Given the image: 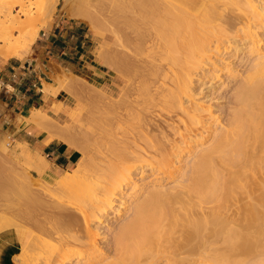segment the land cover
<instances>
[{"label":"bare ground","instance_id":"1","mask_svg":"<svg viewBox=\"0 0 264 264\" xmlns=\"http://www.w3.org/2000/svg\"><path fill=\"white\" fill-rule=\"evenodd\" d=\"M58 1L55 0V4ZM228 1L231 6L236 4L234 7L238 10L242 6L246 10L238 11H243L242 16L251 14L255 21L260 22L259 27H264V4L258 5L253 0ZM100 2L101 6L90 7V10L93 7L92 11L97 13L93 17L91 12L89 16L87 9L86 13L72 11L67 1L62 7L66 16L87 23L93 31L104 33L106 37H114V42H119V48L125 49L122 56L118 51L120 55L114 63L110 62L107 50H102L100 60L105 67L119 73L114 85H102V96L108 97V101L112 98L110 102L116 101V105L125 113L112 114L110 111L112 115L103 118V124L100 125L103 130L99 129L102 130V137L97 147L100 155L104 156L98 157L100 161L96 162L95 159V166L87 164L90 174L93 171L99 174H91L92 177L88 178L87 173L89 192L82 204L79 203L81 207H56L40 218L37 216V208L33 209L35 203L29 192L23 193L28 203L24 201V204L16 207L15 202L20 200L18 197L14 205L11 201L5 204L8 216L4 220L0 219V231L15 228L22 241L20 252L14 255L15 264H69L74 258L78 259H75V264H157L162 257L172 264H197L196 257L202 249V254H206L210 264H249L243 260L251 255L254 257L253 254L258 255L264 249V52L260 53L257 47L249 48L248 51L255 58L244 78L235 84L237 86L234 89V86L231 87L234 91L226 99L231 104H227L231 109L226 110L227 119L223 124L218 123L216 130L210 133V142L206 147L193 152L184 168L173 172L175 158L183 153L175 137L182 138L181 143H187L188 138L194 142L196 137L201 140L205 138L207 130H204L202 113L208 109L203 105L185 106V103L186 99L192 97L193 75L196 69H200L202 60L207 59L204 57L211 50L212 38L214 40L218 37L220 41L221 34L227 37L231 31H236L237 20L236 26L233 25L230 30L223 23L226 22L224 17L233 8L223 17L226 7H230L224 0H221V4L220 0H205L202 9L200 5L194 9L189 4L175 0ZM218 4L225 9L219 8ZM48 10L52 12L54 8L51 7L50 11L49 6ZM234 11L237 10L231 13ZM218 14H221V19ZM214 16H217L218 21L222 20L225 27L215 29L212 26ZM230 17L225 18L227 24ZM251 18H248L249 25ZM250 26H243L239 32L246 31L247 37H252L254 32ZM13 27L20 29L22 40L8 45L3 63L11 58H26L38 38L39 30L28 32L19 19L14 20ZM143 29H147L149 38L151 33L148 30H153L151 37L155 36V39L159 35L157 41L162 40L168 51L164 50L165 46H160L163 54H158L165 59L164 52L167 51L171 64L160 62L164 59L159 55L157 57L161 59L157 60L160 62L158 64L156 57L145 65L141 59L138 61L137 54L142 53V46L137 38L127 35V30L144 37ZM11 31L6 30L7 36L1 40L8 43ZM217 33L221 36H216ZM149 38H146V42L151 46ZM258 42L252 40L254 45ZM104 43L107 44L106 41ZM156 44L159 46L160 43ZM157 46L153 45L151 52ZM219 48L221 46L217 45L216 49ZM155 51L156 55L158 49ZM161 63H166L163 66L165 68ZM123 83V86H128L127 89L122 86ZM48 88L46 85L44 90ZM125 95L133 96V99L127 100ZM111 105L106 106L108 113ZM113 105L110 108L113 109ZM113 112L116 111L113 109ZM31 114L29 121L48 131L57 134L61 132L62 135L68 129L67 126L55 124L50 113L43 110L35 109ZM67 132L69 130L61 136L63 141L73 149L86 152L85 144L82 143L83 148L79 140L72 139L74 134L70 136ZM83 165L86 169V164ZM40 167L38 164L34 168L45 172V168ZM78 169L74 171L77 173L81 168ZM12 173L10 177L0 175V191L8 193L6 199L13 196L11 194L9 197L10 193H16V196L19 192L13 182L17 181L15 174L18 172ZM148 176L150 179L146 180ZM168 182L175 183L167 187ZM9 210L22 215V218L27 217L25 221L28 218L32 220L39 234L38 231L36 234L28 233L22 228L23 220L9 214ZM112 211L118 214L120 220L117 225H111V232L107 233L109 230L102 231L101 225L109 220ZM92 222L94 230L90 228ZM100 237L106 243L104 249L100 247Z\"/></svg>","mask_w":264,"mask_h":264},{"label":"rangeland","instance_id":"2","mask_svg":"<svg viewBox=\"0 0 264 264\" xmlns=\"http://www.w3.org/2000/svg\"><path fill=\"white\" fill-rule=\"evenodd\" d=\"M66 1H67L68 5L72 11H74L76 13H86V11L88 10L89 14L91 12L92 17H93V15L94 16L97 15V13L95 11H92V8L96 5L98 7H99V5L101 6L100 0H99V3L97 2V0H66ZM66 1L64 0V2H63V0H59L58 3L55 4V0H0V47L2 46L0 48V64H3V61L6 58L8 45L17 44L18 41L22 40L20 29L13 27V22L15 19H19L21 21V23H23L26 26V30L28 32L33 31L34 29H36V30L38 29L39 30L38 38L42 32L44 33V32L51 31L52 33H54L56 31V29L61 30L60 24L62 25L64 20H70L68 22H72V24H74V26H77L79 29L80 28L82 29L85 27V28H89L90 30H92L87 23H85L81 20L73 19V18L66 16L67 14L64 12L63 7H62V5L66 4ZM253 1H255V3H257L258 5L260 4L261 6H263V4H264V0H253ZM53 2H54V4H53ZM198 2H199L201 9L206 4L205 0H198ZM227 2H228V4H230L229 3L230 1L227 0ZM227 2L224 0V3H226V5H228ZM221 3L222 2L220 0V4ZM235 5L236 4H234V6ZM49 6H50V11H51V7H52V9L54 8V11L48 12ZM91 6H93V7L90 10ZM217 6H219V8L221 7L219 4ZM224 6H225V4H224ZM229 6H230L229 8H228V6L226 7L227 9H226L225 13H224V10L222 11V13H224L223 17L227 14V12L230 8H233V9H231V11L234 9H236L237 11H234L235 13H233V12L231 13V11H230V12H228V15H226V16L227 17L231 16L230 17L231 19L232 18H236V19L231 20L228 18V21H230V22L227 24V19H225L227 17L225 16L223 20H226V22H223V23H226V26L228 27L229 30L231 27H233V25H234V27L237 25V27H235L236 31H235V29H233L235 32L233 31L234 33H232V31H231V34L230 33L227 34V37L224 34H221L222 36L219 33L215 34L216 36H218V35L221 36L220 37L221 42L218 41L219 40L218 37L216 38L215 36H213L215 38H214V40L212 38L213 42L211 41L212 43L210 45L211 50L209 52H207L209 55L207 54L208 56L205 55V57H204L207 59L202 60L203 62H202V65L200 63V65H201L200 69H196L195 74L193 75L192 97L190 99L189 98L186 99V103H185V106L186 105L191 106V104L194 107L203 105L204 107H206L208 109L206 112L202 113L203 119L205 121L204 130H207V132L205 133L206 135L204 134L205 138H203V140H201V138L196 137L197 139L194 138L196 140V142L191 140V138H188L187 143H181L182 138L175 137L178 141L177 143H179L178 145L183 148V150L181 148L183 153L178 158H175L174 165L172 168L173 172H178L180 169L184 168V166L186 165V160L191 159L190 157L192 156L193 152H195L196 150L199 151V149L206 147L210 142V140L208 138L210 133L212 131L216 130L218 123L223 124L225 122V119H227L228 111H226V110L230 109L229 106L231 104L229 105V102L227 103L226 99L231 96L232 91H234L233 89L237 86L235 84H238L244 78V76L247 74V72H248L247 70L249 67H251L252 60L255 58L248 51L249 48L257 47V48H260V53L264 52V27H259V26H261L260 22H258L257 20L255 21L251 14H249V16L247 14L242 16L241 13L243 14V11H246V10L242 9L241 4H240L241 7H239V9L241 8L243 10L241 13L238 12L241 9L238 10V8H235L233 5L231 6V4ZM237 6H239V5H237ZM96 7H95V10H96ZM222 9H225V8H222ZM99 10H98V12H99ZM23 11L26 12L27 14H24ZM218 11H220V10H218ZM95 13H96V15H95ZM238 13L240 14V16ZM91 14L89 16H91ZM106 14L108 17L107 12H106ZM221 14L217 15V16H220V17H218L220 19H221ZM110 15H109V17H110ZM237 15H238V17H237ZM217 16H214L212 26L215 29H220L222 27H225V24L223 25V23H221L222 20H221V22L218 21ZM244 16H245V18H242ZM246 17H248V18L252 17L250 20L251 26L248 24L249 21H248V18H246ZM237 18H239L240 21H238ZM233 20H234V22H235V20H237L236 21L237 24H236V22L232 23ZM46 21H47V23H46ZM112 22H113V20H112ZM242 22H244V24ZM64 24H66V22ZM243 26L244 27L250 26L251 30L254 32V35L249 38L246 35V31H244V33L239 32L240 30L242 31ZM6 30H8V31L12 30L10 32V34H8V35H10V41L8 43H5L3 40H1L3 37L7 36ZM152 32H153V30H152ZM152 32H150V30H148V33H151L150 38H149V36H147V29H145V31L143 29V33H145L144 37H141V35L135 31L130 32V30H127V35L130 34L131 38H134V39L137 38L138 39L137 42H139V44H141V46H142V53L137 54V59H138V61L141 59V62L144 65H145V63H148L149 60H151L152 58H155V57L157 58V59L155 58L156 63L158 62L157 61L158 59L163 58V56L160 55V54H163V53H161V50H163V48H161L160 46L164 47L165 43L162 40L157 41V39L159 38L158 34H157L156 39H155V36L151 37V36H153ZM101 34H102L100 36L101 40L99 41L98 49L96 51L97 54L100 53L99 54V56H100L99 60H101V58H102V56H101L102 50L103 51L107 50V55L109 57L110 62L114 63L118 60L117 58L119 57V55L121 53L122 54L125 53V52H122L123 50L125 51V49L122 50L121 47L119 48V46H118L119 42H118V44L116 42H114V37L107 36L109 38V39H107L106 34H104V33H101ZM154 35H155V33H154ZM146 38H149V41L151 39V41H152L151 46L152 47L148 44L149 42L148 43L146 42ZM152 38H153V40H152ZM102 39H104V41H106L107 44H105L104 42L102 43ZM105 39H107V40H105ZM154 39H155V42H154ZM235 39H237V40H235ZM252 40H259V42L257 45H254V44H252ZM147 41H148V39H147ZM151 41H150V43H151ZM153 42H154V44H153ZM158 42L160 43L159 46H157V44H156ZM125 43H127V41ZM35 44H36V42L32 45L31 51L29 52L30 54L28 53L26 58H24L23 60L20 59L22 62H26L28 59L31 61V60H33V58L37 57L36 56L37 47ZM94 45H96V44H94V42H90V47H95ZM153 45L157 46V48H155L156 50L158 49L156 55L154 54V52H156L155 49H154V52H151ZM217 45L221 46V48H219V50L216 49ZM131 48H133V45H131ZM166 48L167 47L165 46L164 50ZM166 50L168 51V49H166ZM176 50H178V49H176ZM118 51L120 52V54ZM159 52H160V54H158ZM166 52H164L165 59L163 58L164 60L160 61V62H163V63L168 62V65H169V64H171V61H168V57H167L168 52L167 53ZM169 52H171V51L169 50ZM102 54H103V52H102ZM122 54H121V56H122ZM141 54H143V56ZM256 54L257 53H255L254 55H256ZM152 55H154V56H152ZM157 55L161 56V58L159 56H158L159 57L158 58ZM13 59H15V58H13ZM166 59H167V61H165ZM160 62H158V63H160ZM163 63H161V64H163ZM165 64H163L161 66L162 67L166 66ZM24 66L26 67L25 63H24ZM163 68H165V67H163ZM167 69H165V70H167ZM108 71L112 75L111 77L116 78L119 75L118 72H115L116 70L113 71V70L108 68ZM55 79L57 81V86L54 87V86L48 84L49 88L45 92L47 94H49V93L57 94L60 90H62V89L65 90V92H64L65 98H63V99H67V101H69L68 102L69 107L66 106V109H65L66 110V117H65L64 122L62 124H59V123H57V120L54 119V121H55L54 123L57 125L65 126V127L67 126L68 129H66V130H69V132H67V133L70 136H71V134L76 135L75 136L76 138L73 135L72 139L74 141L79 140L78 143L80 145L82 143L85 144L84 147L85 148L87 147V151L81 152L78 149L81 152V157L77 161V163L74 166H72L71 168H69L68 170L62 172L59 176H51L50 177V176L45 174L44 170H43V172H39L40 170H37V168H34L35 166H38V163L34 162L35 159L32 156H30L28 153H26V151L24 150V148L21 144H15L8 134H2L0 132V175H2L3 177H5V175L6 176L9 175L8 177H10L11 175H13V173H12L13 171H14V174L18 172L17 174H15V176L17 177V181L13 180V182H14V184L16 183L15 189H17V192L19 191L17 193V195L20 193L19 194L20 196H17V195L15 196L16 193H10L9 197H11V194L13 195L12 196L13 199L11 197L10 198L11 200H10V199H8V197L6 199V195L8 193L0 191V194H1L0 195V219H2V220H4L5 217L8 216V214L5 211V204H9L10 201H11V204H13V205L15 203H17V204H15L16 207L19 206L20 204L22 205V203L24 204V201H26V197H25V195H23V193L26 194L28 192H29L28 193L29 196L32 195L31 198H33V203H35V205H33V209H35L34 207L37 208L36 210L39 211V214L37 216L40 218H43L47 212H49L53 209H57L56 207H58V208L60 207L59 209H63V207H65L64 209H66V207L69 208L72 206H73V208L75 207V209H76V207L77 208L81 207L79 205V203L82 204L83 198L89 192L88 188H87V186L89 184V181L86 178L87 173H88V178H89V176L92 177L93 174L94 175L99 174V172L97 170H95L98 173H95L93 171L91 173L92 174L91 175L90 170H89L90 168L88 165H89V163H92V166H95L94 165V164H96L95 159L97 158L96 159V162H97V161H100V160H98L99 159L98 157L104 156L103 154H102V156L100 155L101 153L98 151V147H97V143H99L98 141H100L99 138L102 137V133H100V132H102L103 127L101 126L102 128H100V125L103 124V122H102L103 118H105V115L111 116L113 113H118V112L125 113V110L123 111L122 109L119 108L118 104L116 105V103H117L116 101L112 100V102H110V100L112 98L111 99L109 98L110 100L108 101V97L104 96L105 97L104 98L102 96L103 95V92H102L103 87L100 84V80H98L97 78H95L92 75L85 72V70H83L81 68V66L73 68L71 73H69L65 68L63 76L61 77L60 75H58L55 77ZM123 85H124V83L122 84V86ZM123 87H125V89L128 88V86H126V85ZM231 87H233V89H231ZM48 90H49V92H48ZM87 92H89V93H87ZM126 95H128V94H126ZM126 95L124 96L125 99H127V100L129 98H130L129 100L133 99V96L131 98L130 95H129L130 97L129 96L127 97ZM101 98H102V100H101ZM111 103H112V105H113V103L115 104V105H113L114 106L113 109L116 112H113V109L110 108L112 106L111 105V106H109V109H108L109 113H110L109 114L108 111H106L107 110L106 106L108 104L110 105ZM115 106L116 107L118 106L117 107L118 111H117V108ZM61 107H64L63 104H60L57 108L60 109ZM227 108H229V109H227ZM103 110H105V111H103ZM110 111L112 112V114ZM230 111H231V109H230ZM178 114L181 116V112H179ZM97 123L98 124L100 123V124L97 125ZM63 128L61 129L62 131H63ZM99 129H102V130H99ZM66 130H65V132H66ZM51 131L52 130H50V132ZM64 133H62V135H60L61 132H59V134H57L55 132H51V135L55 136V137H57L63 141L61 136L63 137ZM67 133H66V135H67ZM99 133L101 134L100 136H99ZM66 135H64V136H66ZM77 141H76V144L79 145L77 143ZM83 144L81 145L82 147H83ZM22 152H23V154H22ZM29 156L31 157V159ZM91 158L94 159V161ZM83 159H84V161H83ZM28 161H31V162H28ZM82 161H83V164H86L87 170L85 169V165L81 164ZM26 162H27V164H26ZM43 163L45 166L43 165ZM80 164H81V166H80ZM42 166L44 168L47 167V164L44 160L42 162ZM42 166L40 168L43 169ZM78 168H81V169L79 172L76 173L74 170H77ZM42 169H41V171H42ZM177 169H178V171H177ZM91 170H92V168H91ZM2 172H4V173H2ZM9 172L11 174H8ZM84 176H85V178H84ZM139 176L140 175L138 174L137 177H139ZM147 178L148 179H146V180L150 179L149 176ZM13 179H14V177H13ZM21 181H23V182H21ZM87 181H88V183H87ZM174 183L168 182L167 187H170ZM3 193H4V196H3ZM3 197H5V198H3ZM18 197H20L19 199L21 201L17 200V202H15L14 200H16ZM34 197L37 199L38 202L36 201V199ZM77 197H79V199H77ZM4 201L5 202L7 201V203H5ZM116 205H118V202H116ZM30 207H31L30 209H32V206H30ZM8 212H9V214H12L13 216L17 215L20 220H23V222L21 221L23 223L22 228L25 229L28 233L36 234V231H38V230H36V227L33 225V222H31L32 220H30L28 218L27 221H25L27 217L22 218L23 216L18 215V213H16L15 211L13 212V211L9 210ZM122 214H123V211H122ZM108 219L109 220L104 221L102 223V225H101L102 231L107 232L111 225L112 226L117 225L118 221L120 220V217L118 216V214L115 211H112L109 214ZM0 225H1V220H0ZM23 226H25V227H23ZM27 226H30L31 228H28ZM34 227H35V229H34ZM90 228L92 230L95 229L94 228V222H92V225ZM109 232H111V230H109L107 233H109ZM37 234H39V231ZM109 238H111V235L109 236ZM103 241H104V239L101 238L100 247H102L104 249V247L106 246V243ZM202 250L204 251V249H202ZM202 250H200V255L196 257L198 260L197 264H210L211 263V262H209L210 260L208 258L206 259V254H204V253L202 254V252H203ZM263 251H264V249H263ZM262 252H259L261 254L258 253V255L253 254V255H255L254 257L252 255L248 256V257H246L248 259V261H247V259L246 260L244 259L243 261H246L247 263L249 262V264L250 263L252 264V262H254V264L263 263L264 262V255L262 254ZM75 259L76 258H74L72 260V262L74 264L77 262L76 260H78V259H76V260ZM239 259H242V258H239ZM74 261H76V262H74ZM72 262L69 264H73ZM157 264H172V263L167 261L165 257L164 258L162 257L158 261Z\"/></svg>","mask_w":264,"mask_h":264},{"label":"crops","instance_id":"3","mask_svg":"<svg viewBox=\"0 0 264 264\" xmlns=\"http://www.w3.org/2000/svg\"><path fill=\"white\" fill-rule=\"evenodd\" d=\"M175 1L189 4L194 9L199 7L198 0ZM68 21L60 24L61 30L40 34L35 44L37 57L31 60L29 67L17 58L0 64V132L8 134L15 144H21L39 166H42L40 160L43 159L47 164L45 174L50 177L59 176L74 166L81 152L29 121L35 109L50 113V117L59 124L65 120V109L69 107V101L63 99L65 90L47 94L44 87L48 84L56 87L55 77H62L65 68L71 73L73 68L80 66L100 80L101 85H114L116 81L96 53L102 34L85 27L79 29ZM90 42H94L95 47H90ZM60 104L64 107L58 109ZM21 246L17 229L0 231V264H15L14 255L20 252Z\"/></svg>","mask_w":264,"mask_h":264},{"label":"water","instance_id":"4","mask_svg":"<svg viewBox=\"0 0 264 264\" xmlns=\"http://www.w3.org/2000/svg\"><path fill=\"white\" fill-rule=\"evenodd\" d=\"M31 63H32V61H30V60L28 59V60L26 61L25 65H26L27 67H29Z\"/></svg>","mask_w":264,"mask_h":264}]
</instances>
